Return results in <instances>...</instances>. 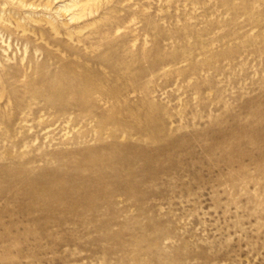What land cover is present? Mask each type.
<instances>
[{"label": "rangeland", "instance_id": "1", "mask_svg": "<svg viewBox=\"0 0 264 264\" xmlns=\"http://www.w3.org/2000/svg\"><path fill=\"white\" fill-rule=\"evenodd\" d=\"M263 117L264 0H0V264H264Z\"/></svg>", "mask_w": 264, "mask_h": 264}, {"label": "bare ground", "instance_id": "2", "mask_svg": "<svg viewBox=\"0 0 264 264\" xmlns=\"http://www.w3.org/2000/svg\"><path fill=\"white\" fill-rule=\"evenodd\" d=\"M72 79V78H71ZM47 84V83H46ZM49 93V92H48ZM50 96H51V94H50ZM251 105V104H250ZM257 110V109H256ZM260 112V111H259ZM257 113V112H256ZM264 118V117H263ZM260 120V119H259ZM252 121V120H251ZM250 121V122H251ZM250 124V123H249ZM245 126V125H244ZM258 128V127H257ZM236 133V132H235ZM240 138V137H239ZM264 139V138H263ZM258 140V139H257ZM255 143V142H254ZM258 143V142H257ZM112 149V148H111ZM220 150V149H219ZM222 150V149H221ZM120 152V151H119ZM232 152V151H231ZM189 154V153H188ZM117 155V154H116ZM154 155V154H153ZM189 157V156H188ZM190 158V157H189ZM249 158V157H248ZM226 159H227V157H226ZM115 168V167H114ZM6 174V173H5ZM7 175H9V174H7ZM20 175V174H19ZM9 177V176H8ZM14 177V176H13ZM9 178H11V177H9ZM21 179V178H20ZM12 180H13V178H12ZM0 181H1V179H0ZM3 182V181H2ZM5 183H7V182H5ZM4 184V183H3ZM9 184H10V182H9ZM16 184V183H15ZM133 184V183H132ZM7 185V184H6ZM137 185V184H136ZM17 186V185H16ZM96 186V185H95ZM2 187V186H1ZM138 188V187H137ZM15 189V188H14ZM139 189V188H138ZM8 190V189H7ZM11 190V189H10ZM15 191V190H14ZM17 191V190H16ZM135 192V191H134ZM6 193H8V191H6ZM16 193V192H15ZM33 193H35V192H33ZM6 195V194H5ZM19 195H20V193H19ZM36 196H37V194H36ZM8 197V196H7ZM16 200V199H15ZM11 201V200H10ZM38 203V202H37ZM14 204V203H13ZM20 204V203H19ZM18 204V205H19ZM16 206V205H15ZM42 210V208H40V211ZM38 212V211H37ZM46 212V211H45ZM30 214V213H29ZM84 214V213H83ZM90 214V213H89ZM21 215H23V213L21 214ZM20 215V216H21ZM28 215V214H27ZM19 216V215H18ZM75 216V215H74ZM42 219H44V218H42ZM50 220V219H49ZM29 221V220H28ZM35 221H37V220H35ZM39 221V220H38ZM48 221V220H47ZM55 221H56V219H55ZM58 222V221H57ZM48 224V223H47ZM43 226V225H42ZM41 226V227H42ZM43 229V228H42Z\"/></svg>", "mask_w": 264, "mask_h": 264}]
</instances>
